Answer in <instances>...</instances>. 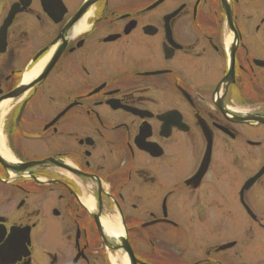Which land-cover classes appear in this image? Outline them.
<instances>
[{
  "label": "flooded vegetation",
  "instance_id": "obj_1",
  "mask_svg": "<svg viewBox=\"0 0 264 264\" xmlns=\"http://www.w3.org/2000/svg\"><path fill=\"white\" fill-rule=\"evenodd\" d=\"M0 264H264V0H0Z\"/></svg>",
  "mask_w": 264,
  "mask_h": 264
},
{
  "label": "water",
  "instance_id": "obj_2",
  "mask_svg": "<svg viewBox=\"0 0 264 264\" xmlns=\"http://www.w3.org/2000/svg\"><path fill=\"white\" fill-rule=\"evenodd\" d=\"M33 164H35V163H30V164L26 165V167H28V166H32ZM10 259H11L10 262L14 261L12 258H8L7 260H10Z\"/></svg>",
  "mask_w": 264,
  "mask_h": 264
},
{
  "label": "bare ground",
  "instance_id": "obj_3",
  "mask_svg": "<svg viewBox=\"0 0 264 264\" xmlns=\"http://www.w3.org/2000/svg\"><path fill=\"white\" fill-rule=\"evenodd\" d=\"M7 159H10V158H7Z\"/></svg>",
  "mask_w": 264,
  "mask_h": 264
},
{
  "label": "rangeland",
  "instance_id": "obj_4",
  "mask_svg": "<svg viewBox=\"0 0 264 264\" xmlns=\"http://www.w3.org/2000/svg\"><path fill=\"white\" fill-rule=\"evenodd\" d=\"M189 158V157H188Z\"/></svg>",
  "mask_w": 264,
  "mask_h": 264
}]
</instances>
